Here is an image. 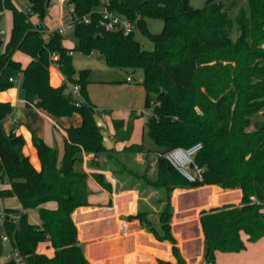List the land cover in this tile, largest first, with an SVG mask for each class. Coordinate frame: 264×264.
I'll use <instances>...</instances> for the list:
<instances>
[{
    "label": "trees",
    "instance_id": "16d2710c",
    "mask_svg": "<svg viewBox=\"0 0 264 264\" xmlns=\"http://www.w3.org/2000/svg\"><path fill=\"white\" fill-rule=\"evenodd\" d=\"M26 1L38 15L39 26L12 0H0V90L15 85L11 78L22 77L29 104L57 117L74 113L83 117L80 126L66 129L61 159L57 149L36 139L42 164L39 170L22 152L25 138L3 132L1 122L13 106L0 101V198L17 196L22 203L21 209H5L2 224L27 264H93L73 218L77 208L91 205L83 152L107 157L103 170L112 172L117 191L139 190L137 214L122 218L138 220L157 240L172 244L176 261L160 259V264H189L173 232L176 189L217 185L242 191L237 204L200 211L207 264H218L219 251L245 250L243 233L249 242L264 237V203L255 198L258 188L264 190V0H248L249 14L237 16L227 6L230 0H205L203 7L193 6L191 0H68V19L91 16L90 23L75 28L79 42L74 48L65 45V35L59 32L45 38L46 27L41 21L58 0ZM104 5L136 20L137 29L154 42V50L143 49L135 32L125 35L102 28L95 11ZM5 10L12 12L13 21L7 42L1 37ZM148 19L163 20L162 31H150ZM74 51L104 55L109 67L126 73L124 80L140 78L138 83L146 90L145 106L155 104L145 132L157 149L146 150L143 143L121 150H107L102 145V128L94 120L97 106L88 95L90 69L76 71ZM19 52L31 57L26 67L16 58ZM54 52L59 54L60 69L67 80L58 87L50 82ZM139 70L142 74L138 78ZM69 83L80 86L83 100L74 96ZM136 118L131 115L127 122L114 120L117 142L131 139ZM196 142L203 143L195 157L203 173L202 179L190 182L164 154ZM138 154L143 161L137 159ZM92 175L103 188L114 191L105 174ZM49 201H56L58 207H40ZM37 207L41 224L29 220L28 210ZM44 242L54 249L52 255L39 252ZM0 264L11 261L0 260Z\"/></svg>",
    "mask_w": 264,
    "mask_h": 264
},
{
    "label": "crops",
    "instance_id": "0c3cea01",
    "mask_svg": "<svg viewBox=\"0 0 264 264\" xmlns=\"http://www.w3.org/2000/svg\"><path fill=\"white\" fill-rule=\"evenodd\" d=\"M66 0H58L55 3L61 4L62 10V22L68 19V10L65 5ZM36 20L39 21L37 17ZM13 24V21H12ZM46 28H50L49 26H45ZM55 28V27H53ZM12 29V26H11ZM10 29V34H11ZM5 32V31H4ZM10 38V37H9ZM66 39V37H65ZM9 40V39H8ZM7 40V41H8ZM6 41V42H7ZM65 45L69 48H74L75 46L67 44L65 40ZM82 53V52H81ZM90 55H97L101 61L106 63V58L104 55L99 54L97 52H92ZM74 56V66L77 56L75 55V51L73 52ZM16 58L22 62L23 67H26L31 61V57L25 55L23 53H17ZM107 64V63H106ZM76 69V68H75ZM77 70V69H76ZM66 78L60 68L55 66H51L50 68V82L53 86L58 87L66 83ZM91 81V80H90ZM128 82L129 84L125 85H116L119 88L118 90L124 91L123 96H118L115 100L111 102H105V98H100L99 94H97L94 90L96 83L91 81L88 85V95L92 103L97 106L98 113H100L105 121L113 130L114 120L115 119H124L126 122L129 120L131 115L136 116L135 119V129L133 135L128 141H119L116 140V147L121 150L125 146H128L132 143H140L134 139V134L137 131L138 125H140L145 132L146 122L148 117L145 116V101H146V90L143 85L139 84L137 80L134 83V79L124 80L121 78V81ZM71 88V87H70ZM124 88V89H121ZM72 90V88H71ZM80 99L83 100V96L79 95ZM0 101L10 102L13 106L12 112L1 122L2 130L5 134H10L11 132H15L16 134L22 135L25 138V144L23 147V154L28 156L33 163V165L37 169H41V160L38 155L37 148L35 146L36 139L44 140L48 145L57 149L59 153L60 159L64 155L65 151V142L67 138L66 129L72 126H80L83 122V117L79 113H74L71 116H62L57 117L54 116L47 111L36 107L33 104H29L27 102L24 89L22 87V83L15 82V85L5 89L0 90ZM147 108V107H146ZM157 149V147L155 148ZM153 149V150H155ZM137 159L143 161L142 154L137 156ZM83 169L89 173L88 177V190H89V202L91 205L79 207L75 210L73 214L74 221L78 227L79 231V239L81 242L85 243L86 255L89 261L93 264H160L159 261H153L152 258H147L148 251L144 252L147 249V245H145L141 239L148 238L153 240L154 245L160 244V246L165 247V254L170 253L173 255L172 244L169 241L161 242L156 240L155 236L152 233L147 232L145 229L141 228L138 220L127 221L122 218L124 215L137 214L138 212V203L140 198L139 190L137 189H127V190H116L117 180L113 177L112 172L109 170H98L91 169L88 167V160L83 162ZM93 173H103L106 175L107 179L113 184L114 191L111 193L94 178ZM2 186V184H0ZM4 186L10 187V185L6 184ZM211 188L213 189V194L211 195L210 201L206 205H201L197 207V210L205 207H215L225 205L223 202H226L223 197L231 194L230 192H237L239 194V199L241 201L242 191L240 189H223L217 185H204L197 189H205ZM218 188L222 189L219 190ZM192 189H176L173 195V204L175 205V215H178L181 210V195L185 192H189ZM227 191V192H226ZM224 192V193H223ZM127 197L129 199L128 208L126 210L121 209V205L119 203L121 198ZM257 196H255L256 198ZM8 202V206L2 207L0 202V208L5 210L6 208H22V203L17 196L5 197ZM2 199V198H0ZM257 199V198H256ZM112 200V204L110 201ZM1 201V200H0ZM240 201L236 202L239 203ZM110 204V205H109ZM40 207L47 209H56L58 207V203L56 201H49L42 204ZM40 207L32 208L38 209V220H32L30 218V212L32 209L28 210L29 220L31 223L41 224L40 218ZM106 210L108 213L106 215L100 216L99 218L96 216L98 211ZM87 222L84 225V228L87 230L86 236H82L81 232V224L80 222ZM196 226L199 227V237L196 238L193 234V230L187 231L188 221L182 220L178 221L176 217L173 218V226L181 224L183 227V232L180 234L181 237H178L179 233L173 229L175 236L178 239V246L181 248V252L184 255L185 259L189 264H203L204 253H205V235L203 232V228L200 222V212L196 218ZM120 222V224H118ZM125 222V225L128 227V224L132 227L130 232H123L120 230L121 223ZM96 223V224H95ZM128 223V224H127ZM115 225V228L109 232L112 225ZM106 230V241L113 242V245H117L119 247L121 241L125 239L133 238V249H125L120 250L119 248L115 249L114 252L109 251L111 253L112 258H109L108 254L100 255L97 253L95 242L91 241L92 235L98 231L93 228H100ZM192 229V228H190ZM100 235H103L100 230L98 231ZM243 239L247 242V248L242 250L241 252H217L216 261L218 264H264V237L256 242L247 241L248 236L246 234H242ZM125 244V242H124ZM200 246L201 255L200 260L196 262H190L189 257L186 253L189 254L190 247L195 245ZM122 247L124 245H121ZM157 249V248H156ZM39 252H45L49 255H52L54 249L51 247L50 243L44 242L39 245ZM161 250L158 249L155 251L156 255L160 259H166L175 262V259L170 258L169 256L161 255ZM146 253V254H143ZM10 255V254H9ZM9 255L6 259H0L2 262L9 261ZM146 256L147 259H142Z\"/></svg>",
    "mask_w": 264,
    "mask_h": 264
},
{
    "label": "rangeland",
    "instance_id": "374dc122",
    "mask_svg": "<svg viewBox=\"0 0 264 264\" xmlns=\"http://www.w3.org/2000/svg\"><path fill=\"white\" fill-rule=\"evenodd\" d=\"M67 1L68 0L65 1V5H66ZM191 3L195 7H203L205 4V0H191ZM227 6L233 10L234 16H237L241 12H246L247 14H249L248 0H230L227 3ZM41 22L44 26H49L50 28L59 26L62 22L61 4L60 3H54L53 6L51 7L47 17ZM11 26H12V12L10 10H5L3 12V18H2V22H1V31H5V33H1V37L5 41H7L10 37ZM163 26H164V22L161 19H148V28L150 31H152L154 33L161 32L163 29ZM65 37H66L65 40H66L67 44H70L73 46L78 45L79 40H78V36H77V33L75 30L68 31L65 34ZM234 37L236 38V28H235V36ZM135 38L140 42L143 49L154 50V48H155L154 42L152 40H150L146 35H144L140 29H137L135 31ZM75 55L77 56L76 61H75V68L77 69L76 71L78 72L79 70H82V69H90V80L96 83L94 90L97 94H99L100 98H102V97L105 98L106 99L105 102H111L112 100H115L118 96L121 97L124 95V91L118 90L119 88H117L118 86H116V85L129 84L128 82H125V81H123V83L120 82L122 77L125 78V76H126L125 72H122V74H119L116 70L109 67L103 61H101V59H99V57L97 55L88 56V55L81 53L79 51H75ZM138 74H139L138 78L141 77L142 70H139ZM138 81H140V78L137 80V82ZM134 82H135V80L131 83H134ZM121 89H124V88H121ZM152 96L154 99L156 98L155 95H152ZM154 106H155V104L153 103L150 108H146V107L144 108L145 112H146V114H145L146 117L150 118L151 116L154 115ZM108 132H109L110 136L112 137V139L116 140V138H115L116 129L113 130L109 126ZM134 139L137 140V142L143 143L144 148L146 150H153L156 148L155 143L152 141V139L148 136V134L146 132H143V129L140 125H138L137 131L134 134ZM87 155H88V158H87L88 167H90L91 169L103 170V168H104L103 164L107 161V157L105 155H102L100 157H95L94 154H87ZM199 187H202V186L195 187L194 188L195 190L185 192L181 195L180 202H181V210L182 211L180 213H178V215H175V213H174V216H173V218L176 217L178 221H182V220L188 221L187 231L193 230V234L196 238L199 237V227L196 226V223H197L196 218L198 216V213L202 209H210V207H205V208H200L199 210H197V207H199L201 205L208 204L210 201L211 195L213 194V189H211V188L197 189ZM218 189L222 190L220 188H218ZM230 193L231 194H228V195L223 197L225 200H227L226 202H223L224 204L236 203V202L240 201L239 199H237L239 197V194L237 192H233V193L230 192ZM155 194L157 195V193H155ZM256 196H257L256 198H257L258 202L264 203V190L258 188ZM0 200H1L0 202L2 204V207L8 206L7 205L8 202L6 201L5 197L0 199ZM128 202H129V199L127 197L120 199L119 203L121 205L122 210H126L128 208ZM96 213H97L96 216L99 218L100 216L106 215L108 213V211L103 209V210H100ZM30 214H31L30 218L32 220H36V219L38 220V209H32ZM86 223L87 222H84V221L80 222L81 227H82V229H81L82 236H86V234H87V230L84 228V225ZM118 224H120V222ZM97 226L100 227L99 225H97ZM111 227L112 228L109 229V232L115 228V225L113 224ZM132 227L130 226V224H128L127 228H128L129 232H130ZM190 228H192V229H190ZM93 229L94 230L98 229V231L100 230V232L103 234V235H100V233H98V231H97L92 235V237L90 239L91 241L95 242L94 245H96V247H97L96 251L100 255H106L109 253V251L114 252L115 249H117V248H119L120 250H124V247H125V249H128V250L133 249V247H132V245L134 243L133 238L125 239L124 241L119 242L120 245H119V247H117V245H113L114 244L113 242L106 241V235H104L106 230L102 229L101 227L96 228V226ZM173 229L176 231V233H179L178 237H181L180 234L183 232V230H182L183 227H181V224L173 226ZM4 232L5 231L3 229L2 219L0 218V259H5V258L7 259L8 255L11 252L10 246L6 242L3 241ZM123 234H124V231H123ZM141 241L145 245L148 246L147 249L144 250V252L148 251L147 258H152L153 261H155V262L160 261V258H158L157 255L155 254L156 253L155 251L160 249L161 255L169 256L170 258L176 260L174 254L172 255L170 253H167V255H166L165 254L166 252L164 251L165 247L160 246V244H156V243L154 245L153 240L148 239V238H142ZM124 242H125V244H124ZM121 245H124V246L122 247ZM172 248H173V246H172ZM180 250H181V248H180ZM111 253H109V255H108L109 258H112ZM143 254H146V253H143ZM186 255L189 257L190 262L199 261L200 260L199 258L201 255V250H200L199 244L195 245L193 247H190L189 254L186 253ZM147 258L145 256L142 259L145 260ZM118 264H121V263H118ZM144 264H146V262H144Z\"/></svg>",
    "mask_w": 264,
    "mask_h": 264
},
{
    "label": "built area",
    "instance_id": "2783aa9c",
    "mask_svg": "<svg viewBox=\"0 0 264 264\" xmlns=\"http://www.w3.org/2000/svg\"><path fill=\"white\" fill-rule=\"evenodd\" d=\"M12 1L20 11L28 15L29 20L35 26L40 25V21L36 20L38 15L35 13L34 9L32 8V5L28 1L26 0H12ZM95 12H98V14L100 15L99 25L108 31H121L125 35H130L131 33L135 32L138 28V24L136 20L129 19L124 15L117 13L107 5L102 6L101 8L97 9ZM90 22H91L90 15H85L82 17L79 15H73L55 28H46L44 30V35L45 38H48L49 34L55 31L65 35L68 31L75 30L77 25L83 23H90ZM1 33H5V32L1 31ZM58 61H59V54L55 52L52 53L51 66L60 68V64ZM21 79L22 77L11 78L10 80L17 83L20 82ZM128 80H131V78L128 77ZM69 87L72 88L74 96L79 97L80 86L69 83ZM202 149H203V143L196 142L188 147L178 146L172 148L169 151H167L164 154V156L188 181L195 182L198 179H202L203 168L200 167L195 162V157ZM83 156H84V161H86L88 158L87 153L83 152ZM5 216H6L5 210L0 209V218L2 219V221L5 218ZM12 217L15 220L17 219V217L15 216ZM120 230L122 232L127 231V226L125 225V222L121 223ZM3 241L6 242L11 248V252L9 255L10 258L9 261H11V264H27L25 257L20 253L18 249H16L13 246L11 238L6 231L4 232ZM203 264H207V263L204 262Z\"/></svg>",
    "mask_w": 264,
    "mask_h": 264
},
{
    "label": "water",
    "instance_id": "95a60500",
    "mask_svg": "<svg viewBox=\"0 0 264 264\" xmlns=\"http://www.w3.org/2000/svg\"><path fill=\"white\" fill-rule=\"evenodd\" d=\"M94 120L95 123L98 127H101V135H102V145L107 149V150H112L116 147V140L112 139L108 132V124L105 121L104 117L100 113H95L94 114Z\"/></svg>",
    "mask_w": 264,
    "mask_h": 264
}]
</instances>
